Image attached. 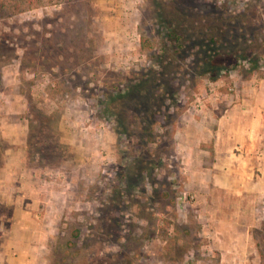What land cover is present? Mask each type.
Masks as SVG:
<instances>
[{
    "label": "rangeland",
    "instance_id": "rangeland-1",
    "mask_svg": "<svg viewBox=\"0 0 264 264\" xmlns=\"http://www.w3.org/2000/svg\"><path fill=\"white\" fill-rule=\"evenodd\" d=\"M16 3L0 9V264L27 239L35 264H264V185L239 190L261 173L221 169L210 135L223 93L264 78V0ZM238 13L246 45H222L221 69L191 68L188 45L169 64L171 16ZM161 63L168 107L142 136L119 96Z\"/></svg>",
    "mask_w": 264,
    "mask_h": 264
},
{
    "label": "trees",
    "instance_id": "trees-1",
    "mask_svg": "<svg viewBox=\"0 0 264 264\" xmlns=\"http://www.w3.org/2000/svg\"><path fill=\"white\" fill-rule=\"evenodd\" d=\"M6 1L17 2L18 8L38 6L43 2V0H0V9L6 8ZM243 12L245 11L243 10ZM210 15L212 14H209L208 18L204 19L205 23H198L197 20L186 18L184 15L179 17L176 15L171 16L174 22L166 27L169 42L172 41L169 64L180 59L184 48L188 45L194 56L189 59V63L191 62L190 67L192 68L194 65H197L198 68L199 66H204V70L201 73L205 74L210 72L209 68L211 67L221 69V65L213 63V56L222 45L226 44L228 46L229 43L235 47L246 45L247 38L245 35L247 33L243 31L244 25L241 24L245 22L246 13H238L234 16L229 15L227 19L222 17L212 19ZM251 18L256 17L253 15ZM246 22L248 23V21ZM230 32H236V36L230 34ZM239 35L240 42L236 41ZM141 47L146 48L144 44H141ZM241 50L245 51L246 49L242 47ZM253 64H255V61H253ZM165 66L162 70L161 63V69L151 70L150 73H144V75L141 74L119 96L129 100L131 102V110L137 114L138 118H141L142 123L137 125V129L140 130L139 132H141L140 135L142 136L153 134L155 125H161L162 123V107H168L165 103L169 98L167 94L171 92L170 88H168V85L159 82L164 74L168 76L170 72L169 68L166 69ZM253 67L256 66L254 65ZM253 70L256 69L253 68ZM215 77L211 78L214 80ZM169 78L172 79L171 77ZM130 123L133 124L132 122Z\"/></svg>",
    "mask_w": 264,
    "mask_h": 264
},
{
    "label": "crops",
    "instance_id": "crops-1",
    "mask_svg": "<svg viewBox=\"0 0 264 264\" xmlns=\"http://www.w3.org/2000/svg\"><path fill=\"white\" fill-rule=\"evenodd\" d=\"M218 107L220 114L213 119L217 127L210 132L217 155L215 164L233 173L256 170L261 173L258 181L240 179L242 193L256 185H264V78L247 89L223 93V101ZM18 228L17 224L16 231ZM7 247V264H35L31 255L35 248L29 239L10 242Z\"/></svg>",
    "mask_w": 264,
    "mask_h": 264
}]
</instances>
